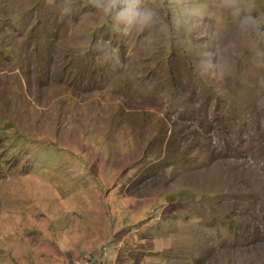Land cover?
<instances>
[{
	"label": "rangeland",
	"instance_id": "rangeland-1",
	"mask_svg": "<svg viewBox=\"0 0 264 264\" xmlns=\"http://www.w3.org/2000/svg\"><path fill=\"white\" fill-rule=\"evenodd\" d=\"M0 264H264V0H0Z\"/></svg>",
	"mask_w": 264,
	"mask_h": 264
}]
</instances>
